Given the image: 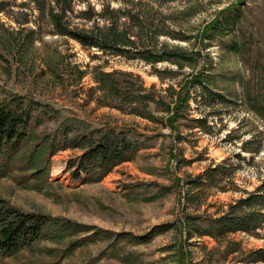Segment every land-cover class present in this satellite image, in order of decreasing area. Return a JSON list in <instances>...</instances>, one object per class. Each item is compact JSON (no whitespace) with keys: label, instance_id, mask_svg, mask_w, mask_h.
Wrapping results in <instances>:
<instances>
[{"label":"rangeland","instance_id":"obj_1","mask_svg":"<svg viewBox=\"0 0 264 264\" xmlns=\"http://www.w3.org/2000/svg\"><path fill=\"white\" fill-rule=\"evenodd\" d=\"M69 1L64 29L114 22L131 44L86 48L53 27L56 0L2 1L0 105L25 116L26 137L0 160V199L51 224L0 264H264V0ZM101 73L158 98L151 118L104 105ZM103 135L129 142L131 159L74 180ZM66 222L113 237L85 241Z\"/></svg>","mask_w":264,"mask_h":264},{"label":"trees","instance_id":"obj_2","mask_svg":"<svg viewBox=\"0 0 264 264\" xmlns=\"http://www.w3.org/2000/svg\"><path fill=\"white\" fill-rule=\"evenodd\" d=\"M4 0H0V10L2 9ZM56 3L60 5L59 14H51V21L53 27L59 34L63 33L70 38L76 40L83 47L86 48H97L105 50L111 48L114 53L118 55H124L126 50L121 49L131 44L130 40L126 35L116 34L114 22L112 26L105 30H99L97 34H90L84 31L73 32L63 28L61 24L62 16L65 14L66 6L69 5V0H56ZM71 10L70 5L67 8ZM232 9V8H231ZM216 22V21H215ZM208 27L206 26V31ZM203 37H206V33H202ZM128 51V50H127ZM144 52L140 53L142 56ZM148 53V52H147ZM162 61V59L155 58L153 63ZM126 74L122 73H101L100 78L97 79L98 87L97 90L101 92L107 101V107L117 108L119 111L123 110L121 105L127 103L128 106L134 107L126 114H133L143 119H150L151 112H149L150 105H160L158 98L151 95L150 91L144 90L140 87L139 92L136 96L128 92V89L120 88L121 78L125 77ZM132 77L128 75L127 77ZM133 95V96H129ZM180 94H176V100L172 107V114L166 118L165 124L170 129H174V122L177 116L178 102ZM168 109L169 106H168ZM25 116L23 114L12 113L11 111L0 105V160L1 164L4 158H8L10 154L15 153L26 137L25 131ZM102 142H95L94 144H88V148L85 153L79 158L78 162L69 169H76L72 172L73 179L79 180L82 173L87 174V179L97 175L94 181H100L106 174L115 166L125 163L131 159L128 155L132 154L129 150V142H113L108 139L107 135H103L100 138ZM110 142V143H108ZM105 143V144H103ZM114 143V145H113ZM110 144V145H108ZM113 146V147H111ZM134 153V152H133ZM1 166V165H0ZM225 231L236 230V226H233L234 221L228 219L218 220ZM51 224V219L44 215H36L30 213H22L14 208L8 206V204L0 199V257H12L17 253L30 248L33 244L38 242L46 235V231ZM66 229H73L75 232H92V234L83 237L85 241H92L97 235H101L104 238L113 237V234L101 230H96L94 227L80 226L77 224H71L66 222ZM159 229V228H158ZM148 234V236H151ZM146 236L148 239L149 237ZM146 239V240H147ZM137 241V240H136ZM81 241L72 242L69 245V250L73 251L81 245ZM179 261L183 262V258Z\"/></svg>","mask_w":264,"mask_h":264}]
</instances>
